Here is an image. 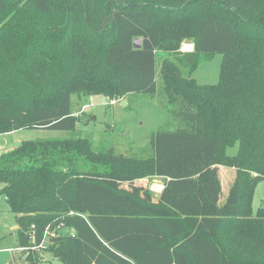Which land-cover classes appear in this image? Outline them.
Wrapping results in <instances>:
<instances>
[{"label":"trees","instance_id":"obj_1","mask_svg":"<svg viewBox=\"0 0 264 264\" xmlns=\"http://www.w3.org/2000/svg\"><path fill=\"white\" fill-rule=\"evenodd\" d=\"M217 54L219 84L198 85L194 72ZM158 76L170 121L150 157L76 136L74 96L153 97ZM32 129L71 137L0 157L27 264H264V206L253 213L264 180V0H0V136ZM98 162L105 170L91 169ZM222 168L235 171L223 203ZM146 176L163 181L159 196L136 185ZM149 231L159 239H143Z\"/></svg>","mask_w":264,"mask_h":264},{"label":"rangeland","instance_id":"obj_2","mask_svg":"<svg viewBox=\"0 0 264 264\" xmlns=\"http://www.w3.org/2000/svg\"><path fill=\"white\" fill-rule=\"evenodd\" d=\"M135 44L139 46L140 39ZM184 45L182 47L183 52L192 51L193 45L191 43H185ZM222 60V55L217 54L211 61L200 64L193 74L197 84L209 86L219 84ZM157 81L158 93L155 96H129L114 100L116 104H109L106 98L100 96L89 98L83 105H80V100L74 96V116L79 117L78 135L76 136L92 138L94 147H110L118 157L136 158L138 161L150 157L154 131L158 128L166 127L170 121L169 113L160 104L162 98V80L160 76H158ZM123 101L127 102V106L122 105ZM67 136L71 137V134L68 135L63 131L40 129L21 130L7 134L3 138L0 137V140L7 141L5 146L0 145V151H5L13 146L18 147L25 141L66 138ZM237 151L238 148L234 147L228 151V154L235 156ZM117 165H120L119 161ZM91 169L95 171L105 170L102 162H98V166L92 164ZM134 170H138L137 165L130 168L128 172L134 173ZM220 177L223 189L221 203H223L235 180V171L229 168H222ZM144 178L137 181L136 185L148 187L154 195L159 196L163 190V181L156 176H146ZM263 206L264 180L258 184L255 190L253 197L254 215ZM17 230L16 216L9 211V206L2 197L0 198V243L3 242L2 244L6 248L4 247V250L0 249V264H27L24 257L25 253L22 254L23 251H27V248L21 250L17 238ZM124 235L127 245H133V247L136 246L139 249L142 239H135L136 233L134 231L127 229ZM145 237L151 240L159 239L158 234L151 231L144 232L142 238L144 239ZM1 247L2 245H0ZM149 255L150 252L144 257L148 259ZM43 258L44 260L47 259L46 261L48 262L52 261L53 264H63L59 259L53 260L51 256H43Z\"/></svg>","mask_w":264,"mask_h":264},{"label":"crops","instance_id":"obj_3","mask_svg":"<svg viewBox=\"0 0 264 264\" xmlns=\"http://www.w3.org/2000/svg\"><path fill=\"white\" fill-rule=\"evenodd\" d=\"M4 136H6V135H3V136H0L1 138H3ZM0 138V139H1ZM7 144V141H5V140H0V145L1 146H5ZM14 148H16L15 146H13V147H11V148H9V149H7V150H5V151H0V153H6V152H8V151H10V150H12V149H14ZM0 188H2L1 186H0ZM7 200H5V202H6ZM7 203V202H6ZM3 242H1L0 243V245H2V247L0 248V249H2V250H4L6 247H5V245H3L2 244ZM5 247V248H4ZM10 247V246H9Z\"/></svg>","mask_w":264,"mask_h":264},{"label":"built area","instance_id":"obj_4","mask_svg":"<svg viewBox=\"0 0 264 264\" xmlns=\"http://www.w3.org/2000/svg\"><path fill=\"white\" fill-rule=\"evenodd\" d=\"M185 46V45H184ZM193 50V49H192ZM187 52H189V50H187ZM112 104H116V101H112L111 102ZM3 155V153H0V157ZM1 189V188H0ZM3 196L0 194V198H2ZM4 198V200H7V198H5V197H3ZM47 233H48V231H46V235L45 236H47ZM73 235V237H74V234H72ZM46 240H47V238L45 237L44 238V240H43V243L41 244V246H43L44 245V242H46ZM26 248H21V250H25ZM10 251V250H9Z\"/></svg>","mask_w":264,"mask_h":264},{"label":"water","instance_id":"obj_5","mask_svg":"<svg viewBox=\"0 0 264 264\" xmlns=\"http://www.w3.org/2000/svg\"><path fill=\"white\" fill-rule=\"evenodd\" d=\"M137 40H139V39L136 38L135 41H137ZM135 48H139V46H137V45L135 44ZM122 105H123V106H127V102H126V101H123V102H122Z\"/></svg>","mask_w":264,"mask_h":264}]
</instances>
